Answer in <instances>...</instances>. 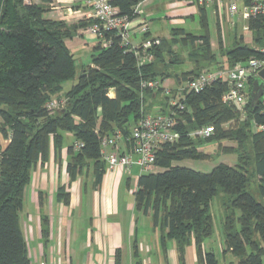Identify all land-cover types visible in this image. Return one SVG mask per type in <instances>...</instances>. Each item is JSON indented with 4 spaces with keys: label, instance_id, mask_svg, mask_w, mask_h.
Segmentation results:
<instances>
[{
    "label": "trees",
    "instance_id": "1",
    "mask_svg": "<svg viewBox=\"0 0 264 264\" xmlns=\"http://www.w3.org/2000/svg\"><path fill=\"white\" fill-rule=\"evenodd\" d=\"M141 1L110 4L133 20L134 8ZM92 22L68 26L45 19L41 6L0 0V134L8 141L0 148V264H29L18 214L30 172L37 162L47 160L50 143L58 151L61 135L70 134L81 145L77 150L75 144L68 147L70 180L91 163L98 184L104 172L99 137L116 129L127 135L132 123L150 113L162 95L160 88L141 89L142 82L172 79L179 87L201 73L232 68L264 50V41L253 48L242 36L237 41L234 37L227 48L218 44L220 57L227 62L222 67L211 51L205 7L199 6L200 34L172 30L169 39L162 38L151 48V63L138 66L133 53L120 45L119 37L105 32L109 44L99 43L90 64L76 74L74 56L64 42L78 27ZM217 22L220 24L219 19ZM248 30L253 35L264 34V18L249 20ZM173 46L187 48L191 63L187 71H173L185 63ZM211 66L218 69L211 70ZM74 79L75 84L61 95L62 85ZM251 81L242 107L223 102L228 89L225 81L214 82L197 94L182 91L184 110L176 113L175 125L178 140L158 148L155 166L160 172L142 173L137 180L135 209L150 214L153 227L161 231L163 247L166 241L175 243L180 264H184L185 248L192 243L199 264H217L212 253L202 250L203 242L213 235L211 206L215 198L223 210V253L229 252L235 264H264V95L250 98ZM110 89H114L113 96H109ZM62 98L64 106L50 113L46 104ZM159 113H165L164 109ZM208 126L213 128L209 137L191 135ZM223 141L233 144L221 147L222 154L235 156L233 166L219 163L202 173L179 165L210 159L198 146ZM42 236H48L45 219Z\"/></svg>",
    "mask_w": 264,
    "mask_h": 264
},
{
    "label": "crops",
    "instance_id": "2",
    "mask_svg": "<svg viewBox=\"0 0 264 264\" xmlns=\"http://www.w3.org/2000/svg\"><path fill=\"white\" fill-rule=\"evenodd\" d=\"M29 1L42 7L45 19L68 26H77L79 22L90 19L89 9L80 0ZM134 9L136 17L129 24L132 45L139 44L143 38L169 39L172 30L182 29L186 20L194 17L199 23V6L185 0H144ZM208 9L218 20L214 5L205 7L206 19ZM162 21L170 26L165 36H162ZM142 22L148 26L144 37L137 32V26ZM86 30L87 27H78L74 36L64 42L73 56L86 50L94 51L101 44L96 35ZM161 85L175 89L164 82ZM156 105L154 102V110ZM1 142L0 148H3L8 141L2 138ZM68 147L63 145L55 151L50 143L47 160L36 163L23 190L18 223L26 243L29 264H180L175 243L166 241L163 247L161 231L153 227L150 214L143 215L135 209V190L132 197L126 193L125 189L132 184L136 189L142 174L139 168L134 166L129 172L121 167L108 171L103 162L104 172L100 182L95 184L94 169L90 163L81 175L71 181L66 171L70 162ZM160 171L156 167L154 173ZM43 219L48 227L46 238L42 236ZM170 242L173 247L169 251L167 244ZM206 249L213 255L214 249H218L222 253V264L236 263L229 252L223 253L221 242L217 244L211 239L205 240L202 250L208 253ZM183 261L184 264H199L193 243L185 248Z\"/></svg>",
    "mask_w": 264,
    "mask_h": 264
},
{
    "label": "built area",
    "instance_id": "3",
    "mask_svg": "<svg viewBox=\"0 0 264 264\" xmlns=\"http://www.w3.org/2000/svg\"><path fill=\"white\" fill-rule=\"evenodd\" d=\"M88 9L89 17L93 21L87 26V32L96 35L103 46L109 41L105 40L104 33H113L120 39V45L127 51L132 52L137 65L151 63L154 59L151 48L159 45L158 39L143 38L137 45L130 41L131 20L121 15L116 6H112L107 0H80ZM188 3L201 7L214 5L220 24L223 16L234 26V20L241 19L244 22L264 18V0H185ZM30 4L29 0H24ZM137 12L136 9L134 10ZM245 27L243 30H246ZM137 32L144 37L148 32L145 22L137 26ZM264 67V50L260 55L251 57L246 62L237 63L229 69H218L201 73L191 78L178 89L164 88L159 81L142 82L141 89L156 91L162 89V95L167 99L169 111L167 113L144 114L136 122H133L127 135L116 129L111 135L99 137L100 153L108 171H114L121 167L129 172L134 166L138 167L141 173H154L156 152L162 144L174 143L179 138L175 130L177 124L176 113L184 110L180 102L181 92L187 91L200 93L206 87L217 81H225L228 85L222 100L224 103L242 107L247 101V83L256 77L259 70ZM110 96V93H109ZM64 102L52 100L46 104L51 112L63 107ZM174 108L175 110H171ZM213 133V128L208 126L194 131L191 135L198 138H207ZM81 145L75 143L77 150ZM109 149V150H107Z\"/></svg>",
    "mask_w": 264,
    "mask_h": 264
},
{
    "label": "rangeland",
    "instance_id": "4",
    "mask_svg": "<svg viewBox=\"0 0 264 264\" xmlns=\"http://www.w3.org/2000/svg\"><path fill=\"white\" fill-rule=\"evenodd\" d=\"M206 22H207V31H208L209 39L213 45L211 46V51L217 57V63H219L222 67L227 66V62L225 58L220 57V51L218 50V44L219 45L221 44L224 48H227L233 42L235 35H240V37L241 36L243 37V42L250 47L258 48L261 45H263L264 34L253 35L252 33L249 32L248 28L242 31L247 26V23H245L240 18L237 19V21L234 20L235 25L231 26L229 24V21L226 19V17L223 16L222 24H218L216 18L212 15V11L208 9ZM182 29H184L187 33L199 35L201 29L198 23V18L194 17L193 19L186 20V24L182 27ZM169 30H170V26L166 22L164 23V21H162V36H165L169 32ZM237 39L238 38L235 37L236 41ZM173 50L180 52L182 55V59L185 62L183 65L176 66L173 69V71L177 74L187 71L189 67L191 66V63L186 58L187 48L178 49V46H173ZM92 54H94L93 50H86V51H82L81 53L75 54L74 60L76 63V74H79L84 68H86L87 65L90 64V59H91ZM210 69L213 70V69H218V68H216V66H211ZM168 80L170 81H166V82L164 81V84L166 86L174 87L175 89L179 88L172 79H168ZM75 82H76L75 79L72 81L65 82L62 85L61 95H64L75 84ZM110 96H113V94L110 93ZM60 101L64 102L63 98ZM166 102H167V99L165 98L164 95L158 96L156 100V104H157L155 107L156 109L154 110L153 108L150 113L151 114L158 113L159 110L161 109H164L165 113H167L169 111V107ZM165 103L167 104V106H164ZM61 137H62V143H61L62 146L64 145L65 147H67V145L71 146L74 143V138L67 134H63L61 135ZM1 140L2 138L0 136V143H2ZM222 145L230 146L233 144L227 141H223L220 144L219 143H204L198 146V150L208 155L210 159L204 160V161L187 160V161H183L179 163V165L181 167L189 168L197 172L208 173L211 171V169L214 166H216L219 163L235 164L236 162L235 156L233 155L227 156L225 154H222L223 153L221 150ZM125 190H126L127 195L129 197H132V191L135 190L134 184L130 185V187ZM219 197H222V194H220ZM216 199L217 198H215L212 201V206H211V213L213 216V235L209 239H211L212 241H215L217 244L218 242L219 243L221 242V244L223 245V241H222L223 240V237H222L223 210L219 206ZM22 216L23 214L20 215V217ZM209 239H206V240H209ZM172 247H173L172 242L167 244V249L169 248V251L172 250ZM217 250L218 249H214V252H215L214 257L218 261V264H222L223 262L222 253ZM206 251L209 252L208 249H206Z\"/></svg>",
    "mask_w": 264,
    "mask_h": 264
},
{
    "label": "water",
    "instance_id": "5",
    "mask_svg": "<svg viewBox=\"0 0 264 264\" xmlns=\"http://www.w3.org/2000/svg\"><path fill=\"white\" fill-rule=\"evenodd\" d=\"M109 93L114 94V89H110ZM264 95V67L258 71L256 77H254L250 84V98L252 100L257 99Z\"/></svg>",
    "mask_w": 264,
    "mask_h": 264
}]
</instances>
